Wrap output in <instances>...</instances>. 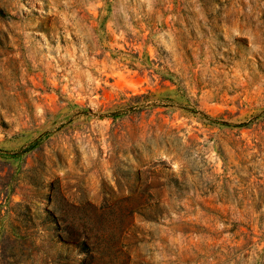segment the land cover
Wrapping results in <instances>:
<instances>
[{"label":"rangeland","instance_id":"obj_1","mask_svg":"<svg viewBox=\"0 0 264 264\" xmlns=\"http://www.w3.org/2000/svg\"><path fill=\"white\" fill-rule=\"evenodd\" d=\"M0 264H264V0H0Z\"/></svg>","mask_w":264,"mask_h":264}]
</instances>
